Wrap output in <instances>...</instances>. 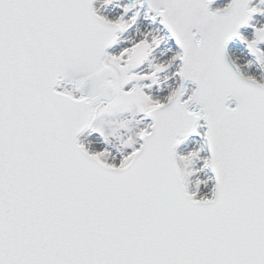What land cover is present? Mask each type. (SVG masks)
Masks as SVG:
<instances>
[{
  "label": "snow or ice",
  "instance_id": "1",
  "mask_svg": "<svg viewBox=\"0 0 264 264\" xmlns=\"http://www.w3.org/2000/svg\"><path fill=\"white\" fill-rule=\"evenodd\" d=\"M0 264H264V0H0Z\"/></svg>",
  "mask_w": 264,
  "mask_h": 264
}]
</instances>
